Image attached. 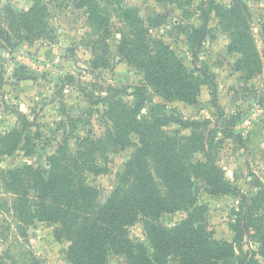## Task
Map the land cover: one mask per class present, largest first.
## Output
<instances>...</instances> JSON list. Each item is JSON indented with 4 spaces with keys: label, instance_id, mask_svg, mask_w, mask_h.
<instances>
[{
    "label": "trees",
    "instance_id": "1",
    "mask_svg": "<svg viewBox=\"0 0 264 264\" xmlns=\"http://www.w3.org/2000/svg\"><path fill=\"white\" fill-rule=\"evenodd\" d=\"M257 1L264 3V0ZM74 3L88 17L96 34V39L90 41L95 48L92 66L110 67L109 17L97 0H74ZM204 3L201 17L207 20L214 13L219 19V29L229 36V52L239 54L237 70L246 79L261 73L264 61L253 32L250 7L243 0H232L230 5L217 0ZM47 12L41 0H35L20 12L9 7L6 13L11 23L5 24L7 19L0 15V46L2 42L11 43L12 31L31 43L46 39L51 31ZM122 13L130 34H124L118 50L130 66L144 70V81L134 87L133 93L128 92L127 86H109L106 95L88 97L93 105L104 106V110L96 112L107 127L105 132L100 136H75L74 133L65 136L56 152L47 158L48 176L35 164L13 169L0 167V192L13 195L11 209L21 224L50 222L55 238L69 243L67 258L74 264H109L110 252L125 257L129 264H168L171 255L179 264H244L237 260L233 242L214 238L206 220L209 206L199 202L194 192L195 183L199 182L211 194L234 193L215 157L207 153L206 160L196 157L198 152L207 150L217 127L210 130L209 136L200 130L190 136L169 135L164 129L168 124H186L177 117L176 110L169 112L166 103L154 100L159 95L166 101L197 103L202 85L213 81L209 71L200 69L201 75H196L164 40L153 49L150 30L161 25L162 16L144 20L133 8H125ZM178 26L191 47L201 46L204 27L193 23ZM4 82L5 71L0 69V88ZM23 119L21 127L0 129V162L19 148L32 149L33 143L25 133L33 124L27 117ZM76 127L74 123L73 129ZM71 138L76 140L75 149L70 146ZM127 147L136 150L125 164L119 186L101 203L100 192L88 182V176L106 172L99 159L108 158L115 148ZM257 186L251 202L244 203L234 231L242 234L243 225L252 229L260 244L259 254L264 258V185L259 180ZM32 191L36 193L35 199ZM178 211L188 214L180 223L172 227L161 223L164 213ZM140 219L153 246L151 254L144 244L129 238V228ZM9 260L11 257H0V264H17Z\"/></svg>",
    "mask_w": 264,
    "mask_h": 264
},
{
    "label": "rangeland",
    "instance_id": "2",
    "mask_svg": "<svg viewBox=\"0 0 264 264\" xmlns=\"http://www.w3.org/2000/svg\"><path fill=\"white\" fill-rule=\"evenodd\" d=\"M34 1L0 0V15L7 19L4 23H11L9 13H6L9 7L20 12L28 9ZM41 1L47 6V22L51 29L46 39L31 43L21 40L17 32L12 31L11 43L2 42L0 46V69L5 71V82L0 88V129L21 127L24 117L33 124L25 133L33 143L32 149L19 148L4 156L0 167L13 169L35 164L48 176L50 165L47 158L56 152L65 136L73 133L75 136L102 135L107 127L96 111L104 110V106L93 105L88 97L106 95L109 86H127L128 92L133 93L134 87L145 79L144 70L130 66L119 53L118 44L122 37L130 34L122 10L136 9L144 20L162 16L161 25L150 30L153 49L158 48L160 40L170 43L189 70L196 75H201L200 69L208 70L213 80L202 85L195 104L176 99L166 101L155 95L156 102L166 103L169 112L176 110L177 117L186 124L170 123L164 129L169 135L190 136L200 130L209 136L210 130L217 127L207 150L198 152L196 157L202 160H206L207 154L215 157L234 193L211 194L209 188L199 182L195 183L194 192L199 202L209 206L206 220L214 238L233 242L239 262L251 264L258 261L262 264L264 258L259 254L260 244L254 231L243 225V232L239 235L234 228L245 208L244 203H250L258 191L257 181L264 185V155L251 152L248 138L257 124H262L264 130V63L262 72L251 79H246L237 70L239 54L229 52V36L217 27L219 19L214 13L207 20L201 17V5L206 0H97L111 22V64L108 68L95 69L92 66L95 48L90 41L96 39V34L88 17L76 8L74 0ZM217 1L224 5L232 2ZM243 1L251 9L253 32L264 61V3ZM202 8L206 9L205 3ZM187 23L204 27L201 46L191 47L178 26ZM128 99L131 100L132 96L129 95ZM74 123L76 129H73ZM262 138L264 143V134ZM70 146L75 149V139H70ZM259 149L264 151V146ZM135 150V147L115 148L108 158L99 159L106 172L89 174L88 182L98 188L101 203H105L119 186L125 164ZM31 194L35 199L36 193L32 191ZM12 197V194L0 192V257H11L9 263L17 264H74L67 258L69 243L55 238L50 222L23 225L18 221L11 209ZM187 215L184 211L164 213L161 223L172 227ZM141 219L129 228V238L144 244L151 254L153 246ZM108 263L129 264L125 257L112 252ZM168 264L179 263L171 255Z\"/></svg>",
    "mask_w": 264,
    "mask_h": 264
},
{
    "label": "crops",
    "instance_id": "3",
    "mask_svg": "<svg viewBox=\"0 0 264 264\" xmlns=\"http://www.w3.org/2000/svg\"><path fill=\"white\" fill-rule=\"evenodd\" d=\"M259 2V1H257ZM218 27V25H217ZM219 28V27H218ZM216 95L215 94V98H216ZM262 124H257L254 128V130H252L249 134V148L251 150V152L253 154H258V156H263L264 155V151L263 150H260L259 149V146L260 147H263L264 146V143H263V138L261 139L262 135L264 134V130L262 128ZM261 139V141L259 142V140Z\"/></svg>",
    "mask_w": 264,
    "mask_h": 264
}]
</instances>
